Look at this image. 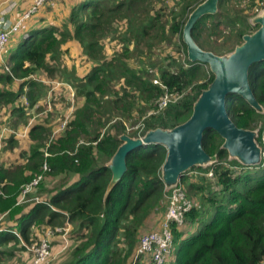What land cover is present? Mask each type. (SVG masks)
<instances>
[{"label": "trees", "instance_id": "1", "mask_svg": "<svg viewBox=\"0 0 264 264\" xmlns=\"http://www.w3.org/2000/svg\"><path fill=\"white\" fill-rule=\"evenodd\" d=\"M204 1L55 0L32 17L37 19L51 4L61 6L60 21L29 31L8 58L11 72L5 66L0 72V113L3 109L9 113L0 118V131L10 132L2 150L19 144L11 130L30 126L28 147L20 156L24 162L6 165L0 160V216L7 215L16 224L9 228L11 233H0V247L5 249L10 242L26 247L41 240L36 231L72 225L68 236L73 246L61 264H132L142 233L157 230L165 219L171 190L165 188L161 168L167 150L151 144L129 154L126 174L107 197L112 173L106 164L122 134L139 137V130L130 131L127 121L133 127L141 124V136L152 129H172L191 117L195 102L212 83L209 66L191 62L183 42L189 15ZM240 2L245 4L242 9L237 8ZM263 7L264 0H220L218 12L203 16L192 36L205 51L232 52L245 35L257 30L250 19ZM108 39L116 43L112 58L102 53V43ZM176 41L181 51L176 50ZM67 45L81 50L90 67L86 75L80 77L75 69L62 66ZM59 72L68 83L45 86L40 81L45 74L52 78ZM249 78L264 107V62L250 67ZM44 91L47 95L38 104ZM63 92L65 102L70 95L79 104L69 117L63 106L48 111V100L61 103ZM166 96L171 100L160 107ZM24 97L27 105L20 102ZM36 105L40 114L30 112ZM227 107L239 128L255 130L264 121V113L239 96L228 98ZM64 122L65 128L59 130ZM263 132L261 126L257 138L261 147ZM51 135L55 137L47 143ZM223 142L217 132L206 130L204 150L217 156V162L208 168L194 167L180 180L186 196L199 207L186 214L184 227L172 224L173 247L165 264L264 260V159L258 166L230 160ZM44 164L50 167L45 174ZM191 171L199 175L194 180ZM211 171L213 180L208 176ZM40 176L33 188L37 191L27 197L39 194L49 204L19 203L23 187ZM54 177L62 180L49 188ZM202 225L186 237L189 228ZM12 229H18L20 236ZM141 261L147 264V258Z\"/></svg>", "mask_w": 264, "mask_h": 264}, {"label": "water", "instance_id": "2", "mask_svg": "<svg viewBox=\"0 0 264 264\" xmlns=\"http://www.w3.org/2000/svg\"><path fill=\"white\" fill-rule=\"evenodd\" d=\"M220 0H205L189 15L183 29V42L187 47L188 59L208 65L214 75L212 83L205 89L193 106L191 117L172 129L157 128L142 137L120 136L118 149L106 166L112 173L105 197L116 187L127 172L126 159L135 150L151 144L162 145L167 156L161 168L166 190L179 186L182 176L194 167L212 166L217 156H210L203 147L206 130H214L224 140L222 149L228 152L230 160H237L246 166L262 163V149L257 142L258 131L236 126L230 117L227 99L243 98L259 113L264 107L258 102L249 78L253 64L264 62V7L251 19L257 30L243 37V42L232 52L217 55L203 50L194 40L192 30L205 15L218 12Z\"/></svg>", "mask_w": 264, "mask_h": 264}, {"label": "built area", "instance_id": "3", "mask_svg": "<svg viewBox=\"0 0 264 264\" xmlns=\"http://www.w3.org/2000/svg\"><path fill=\"white\" fill-rule=\"evenodd\" d=\"M7 1L9 3L8 7L0 14V57L8 51L9 44L15 35L24 33V37H28V28L32 17L45 4L55 0H32L27 8L21 10L15 20H12L10 15L17 10L21 0ZM150 72L152 73V70ZM170 100L171 99L167 96L162 98L160 107H165ZM65 125L66 122L63 123L64 127ZM140 126L141 124L136 126V129L140 132L139 137H142L140 135L142 131L140 130H142L143 127ZM263 137L264 135H262V147L260 146L262 149V159H264ZM43 169L47 170V165H44ZM208 176L213 179V172H209ZM41 179L42 177L40 176L29 185L23 187L19 203L30 201L37 203L47 202L40 200L39 198L29 199L27 197V195L32 192L33 187L37 185ZM168 201L169 203L165 219L161 222L160 227L157 230L149 231L141 236L132 264H137L144 258H147V264H165L170 257L173 247L172 224H176L179 228L184 227L186 223V214L191 209L199 207L198 202L186 196L180 184L171 190L168 196ZM67 227L70 231L71 226L68 225ZM50 242V238H47L46 240L41 239L36 246H32V250L35 253V259L31 264H50ZM259 264H264V260H262Z\"/></svg>", "mask_w": 264, "mask_h": 264}, {"label": "crops", "instance_id": "4", "mask_svg": "<svg viewBox=\"0 0 264 264\" xmlns=\"http://www.w3.org/2000/svg\"><path fill=\"white\" fill-rule=\"evenodd\" d=\"M31 1L32 0H21L19 2V6H18L17 10L12 15H10V18L12 20H15V18L21 12V10L27 8L30 5ZM8 5H9V3L7 0H0V14L2 11H4L8 7ZM52 5L53 4H51V6H46V8H44L43 12L41 14H39L37 19H35V20L33 18L31 19V21L29 23L28 32L31 31L32 29H36L38 27H43L46 23L47 24L50 22L58 23L60 21L61 16L59 14V11L61 10V6L59 5V3L55 4L54 6H52ZM51 9H52V11H50ZM24 39H25L24 33L17 34L13 37V39L11 40V42L9 44L8 51L2 57H0V63L1 64H3L4 66H7L6 64H7L8 58H10L11 55L17 51V50L14 51L15 48L19 47L24 42ZM40 78H41L40 81L43 84L49 83V81L44 79L46 77H40ZM19 85H20V83L15 84L13 88L17 90ZM57 86H59V85H57ZM37 93H39V91H37L36 94ZM67 96L68 95H66V97ZM41 97H42V95H40V98ZM25 100L26 99L24 97L21 99L20 102H22L23 105H27V102ZM66 100L67 101L65 103L69 104V106H70L69 110H70V112H72V110H74L73 101L75 102V100L73 97L71 98L70 95H69L68 99H66ZM38 104H42V102L39 100ZM63 107H64V115H65L68 112V108H66L65 106H63ZM38 109L40 110L41 107L36 105L33 109L30 110V112L32 114L34 112L37 113L36 111ZM48 111H50V112L53 111V103L50 102L49 100H48ZM36 116H35V118H36ZM32 122H34V118L31 119V124H32ZM29 127L30 126H25V127H22L20 130H16L14 132L16 134L17 139L19 140V144L14 143L12 148L7 150L6 152H4L6 149L4 151L2 149L4 148V146L6 144V137L9 135L10 132L8 131L7 128L5 130H2V132L0 134V160L3 163H5L6 165H11V164H15V163L21 164L24 162L22 157H20V156H21V152H23L24 150H27L28 141L27 140H21V139H27L26 136H27L28 130L30 129ZM21 143H24V145L21 146ZM42 150L44 151V149H42ZM24 213L25 214L29 213V209L26 208L24 210ZM16 217H21V214H18ZM1 223H2V225H1ZM158 224H157V226H158ZM160 224L158 227H160ZM15 225L16 224H14L12 221L8 220L7 215L0 216V233H4V232L11 233V231H9L11 229H9V228H12V226H15ZM197 228L198 227L189 228V230H187L186 237L188 235L194 233L197 230ZM12 232H14L13 235L20 236L18 234V232H19L18 229H12ZM69 233H70V231L67 233L66 236H60L59 238H50V240L52 241V243L54 240H56L57 241L56 244H58V245L63 244L64 242H70L69 236H68ZM39 236L42 237L40 234H39ZM41 239H43V238H41ZM3 247H0L1 252H2V254L0 255V258L3 259L2 261H0V264H18V263L19 264H25L31 255V252H30L31 245H26V247H24V245H22V244L17 245L15 242H10V243H8V245H6L5 249ZM59 249H60V251H64L66 249V247H61V245H60ZM143 263H144V261H141V262H138L137 264H143Z\"/></svg>", "mask_w": 264, "mask_h": 264}, {"label": "rangeland", "instance_id": "5", "mask_svg": "<svg viewBox=\"0 0 264 264\" xmlns=\"http://www.w3.org/2000/svg\"><path fill=\"white\" fill-rule=\"evenodd\" d=\"M244 3L243 2H240L239 4H238V6H237V8H240V9H242L243 7H244ZM263 9H261L259 12H258V14L262 11ZM257 15V14H256ZM255 15V16H256ZM254 16V17H255ZM254 17H252V18H254ZM251 18V19H252ZM251 19H250V21H251ZM251 23V22H250ZM119 35H117V34H114L113 35V37L115 38V39H117V37H118ZM217 39V38H216ZM103 50H102V53H103V55L105 56V57H108V58H112L113 56H114V53H115V51L117 50H115V47L113 46V45H115L116 43L114 42V40L113 39H108V40H106V41H104L103 43ZM176 45H177V51L179 50V51H181V48L179 47V41H176ZM17 48L18 47H16L15 48V50L14 51H16L17 50ZM9 49V48H8ZM63 50H64V53L62 54V56H61V59H60V61H61V63H62V66L64 65V67L65 68H67L68 70H73V69H75V71H76V74L78 75V76H84V75H86L88 72H89V70H90V67L89 66H87L84 62H85V57L83 56V54H82V52H81V50H79L77 47H75V48H73V46L71 45H67V46H64L63 47ZM13 51V52H14ZM226 54H228V53H226ZM4 58V57H3ZM7 66H5V70L6 71H10L11 72V66H9L8 64H6ZM2 66H4L3 64H1L0 63V72L2 71ZM210 69V68H209ZM81 72V73H80ZM153 72V71H152ZM45 77L46 78H44L45 80H47V81H49V82H52V83H54L56 86L57 85H61L62 84V82L64 83H66L67 81L64 79V78H62V76H61V74H60V72L58 73V75H55L54 77H52V78H49V76L48 75H46L45 74ZM68 83V82H67ZM47 84L48 83H46V84H43V85H46L47 86ZM70 84V83H69ZM47 92L48 91H46V93H45V91L42 93V97L40 98V101L42 102V99L44 98L45 99V97H46V95H47ZM62 96H63V98H62V102L60 103V101H59V99H55V101H54V103H53V109H57V108H60V107H62V106H65L66 108H68V112L66 113V115L67 116H69V114L70 113H72L73 112V110H72V112H70V106H69V104L68 103H65V92H63V94H62ZM51 102V101H50ZM79 104H78V101L76 102H74V105H73V107H74V109L78 106ZM42 112V109L41 110H39L37 113L38 114H40ZM46 113H48V112H46ZM7 115H9V113H8V111L6 110V109H3V111L0 113V118H2L3 116H7ZM63 122V121H62ZM61 122V123H62ZM142 122V121H141ZM140 122V123H141ZM60 123V124H61ZM127 123V126L130 128V131L134 128L136 131L138 130V129H136V126H138V125H135V127H133L132 126V121H127L126 122ZM60 124H58V126L60 125ZM111 124V123H110ZM110 124H109V126H110ZM261 126H262V128H263V130H264V121L260 124V126L257 128V129H255L256 131H258V135L260 134V130H261ZM65 127L63 126V124H61V126H60V128H59V130H62V129H64ZM2 130H5V129H2ZM2 130L0 131V134H1V132H2ZM11 132H15V131H13V130H11ZM55 134V132L53 133V135ZM53 135H51L50 136V138L47 140V143H49V141H50V139H52L53 137H55V136H53ZM263 135H264V132H263ZM264 138V137H263ZM18 140V139H17ZM21 140H27V139H21ZM19 141V140H18ZM3 145V144H2ZM24 145V143H21V146H23ZM44 165H47V164H44ZM209 166H205V168H208ZM50 171V167H49V165H47V170H44L43 169V174H45L46 172H49ZM197 171H191L190 172V175L191 176H193V180L194 179H196L197 178V176H199V175H196L195 173H196ZM199 172H201V171H199ZM202 173V172H201ZM54 179H56L55 181H50L51 183H52V185L49 187V188H52V187H54V186H56V185H58L59 183H60V180H62V177H59L58 179L57 178H55L54 177ZM213 180V179H212ZM39 184V183H38ZM37 184V185H38ZM36 186V185H35ZM25 187V186H24ZM34 188V187H33ZM37 191V188L33 191L32 190V192H31V194L34 192H36ZM43 197H45V196H42V197H40L39 196V194H35L34 196H30V199H34V198H39L40 200H44V199H42ZM66 223H68L67 221H66ZM71 227H72V225H71ZM204 227V225H202L201 227H198L197 228V230L198 231H200V229L201 228H203ZM195 231L194 233H197L198 231ZM68 231H69V229H68V227H66V226H57L56 228H54V229H48V230H42V231H36L37 233H39L42 237H40V239L41 238H43L42 240H46L47 238H59L60 236H66L67 235V233H68ZM146 232V231H145ZM145 232H143L142 234H144ZM39 239V240H40ZM39 242V241H38ZM38 242H36V243H33V244H31V249H30V252H31V255H30V257H29V259H28V261L25 263V264H31L32 262H33V260L35 259V253H34V251L32 250V246H36L37 244H38ZM56 240H54L53 241V243H52V241L50 242V250H51V257H50V264H61L66 258H67V256H68V254H69V252H70V250L72 249V246H73V242H64L63 244H56ZM41 243V242H40ZM60 245H61V247H66V249L64 250V251H60ZM19 264V263H18Z\"/></svg>", "mask_w": 264, "mask_h": 264}]
</instances>
